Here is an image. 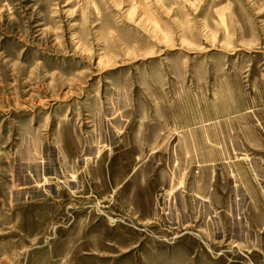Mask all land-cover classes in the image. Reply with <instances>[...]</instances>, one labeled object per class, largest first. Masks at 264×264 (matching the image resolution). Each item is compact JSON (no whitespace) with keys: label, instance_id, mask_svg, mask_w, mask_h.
<instances>
[{"label":"rangeland","instance_id":"rangeland-1","mask_svg":"<svg viewBox=\"0 0 264 264\" xmlns=\"http://www.w3.org/2000/svg\"><path fill=\"white\" fill-rule=\"evenodd\" d=\"M250 128L264 0H0V264H264L227 207Z\"/></svg>","mask_w":264,"mask_h":264},{"label":"crops","instance_id":"crops-1","mask_svg":"<svg viewBox=\"0 0 264 264\" xmlns=\"http://www.w3.org/2000/svg\"><path fill=\"white\" fill-rule=\"evenodd\" d=\"M255 132L256 129L250 128L243 142L237 141L241 148L235 143L236 152L243 156L237 157V165L229 175L232 179V194L227 204L232 215L230 232L235 242L244 245L249 240L254 244L264 241V138L260 134L254 137ZM250 149H258L259 156L251 158Z\"/></svg>","mask_w":264,"mask_h":264}]
</instances>
